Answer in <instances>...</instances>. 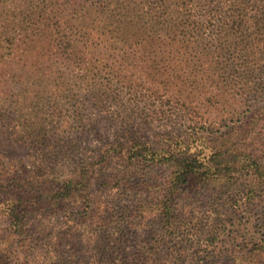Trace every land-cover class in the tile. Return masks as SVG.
<instances>
[{
  "label": "trees",
  "instance_id": "1",
  "mask_svg": "<svg viewBox=\"0 0 264 264\" xmlns=\"http://www.w3.org/2000/svg\"><path fill=\"white\" fill-rule=\"evenodd\" d=\"M96 1L105 21L109 23L106 25V35L112 39H122L119 42L109 39L96 42L93 41L91 30H87L84 32L86 38L69 40L66 43L70 49L69 58L63 64L61 74L58 72L53 79L56 98L61 91L65 92L75 83L72 82V73L67 71L72 56L82 58L86 67L93 65L97 55L105 59L107 52L110 55L119 52L124 61L130 59L132 52L129 48L133 47L130 40L137 35L133 28L136 22V25L140 23L138 21L143 13L148 17L147 20L142 19L141 29L147 30V25L154 23L161 25L158 28L160 31L170 30V26L183 16L181 20L195 25L197 31L201 27L209 29V24L215 25L216 21L224 26L227 16H232L234 12L217 9L208 0ZM230 3L236 2L230 0ZM189 7L190 12L180 11L182 8L187 11ZM144 9L148 11L144 12ZM177 11H180L181 16ZM13 13L12 17L10 14L5 16L0 4V28L4 31L0 32L1 35L20 27L15 11ZM243 21L244 18H241L240 22ZM186 26L184 24V28ZM258 45L262 44L256 41L246 46L235 44L234 47L223 41L198 44L196 47L182 44L181 51L188 47L196 49L195 64L198 71H195L190 66L192 61L181 58L185 61L183 63L176 54L179 50L173 52V44L171 50L157 52L167 55L163 64L162 58L154 56L155 61L149 66L152 72L147 80L138 83L126 74L117 73L113 77L119 84L113 88L114 79L108 78L103 83L104 91L113 93L117 103H122V130L114 139L105 138L93 148L81 149L78 139L71 136L75 129L71 123L74 119L68 117L67 120L62 113L56 114V110L52 111L51 120L46 117V112H41L42 115L34 123L17 121L8 124L17 139L36 145V151L31 155L36 167L30 168L24 161L14 163L0 152V218L8 221L7 233L0 239V264H77L75 251L78 248L83 253H90V248L96 250L95 258H90L93 264H115L110 260L103 239L98 234L100 229H104V237L111 235L106 232L110 229L114 213L102 207V199L107 191L118 188L122 181L119 172L105 173V170L115 165L130 168L134 164L148 162L168 167L170 172L161 183L160 198L155 202L143 200L142 206L131 212L129 223H137L132 222L133 217L141 221L153 214L160 218L162 229L169 235L184 232L182 228L186 218L179 212L182 196H195L201 191L216 196L231 190L234 184L242 180L244 188L240 196H235L234 206L240 209L242 206H253V201L264 191V107H253L249 115H232L239 120L233 118L234 124L225 131L222 130L224 124L221 122H201L199 119L203 117L199 114V108L207 106L220 110L226 108L231 100H247L253 88L246 75L261 68V65H258L260 61L245 58L243 51L252 54ZM151 48L139 42L133 52L146 50L156 53L148 50ZM226 49L230 51L228 56ZM190 73H194L193 83L196 86L188 91ZM150 83L153 85L147 86ZM3 103L0 98V107ZM54 104L59 110L58 103ZM139 117L146 124L187 122L191 129L188 136L199 135L205 129L201 135L209 137L201 139L211 141L203 145H191L186 140H179L174 144L172 137H165L166 144L163 146L161 140L143 141L137 138L136 120ZM193 140L196 141V138ZM127 174L123 172V179ZM137 184L133 189L145 193L149 185L147 181L141 180ZM244 219L217 224L219 227L208 231L198 244L202 252L200 255H219L226 243H232L231 237L237 238L240 233L233 232L232 226L238 229L252 228L250 221L253 217ZM115 247L114 244L112 248ZM99 249H102L101 252ZM172 249L177 253L184 248L181 245Z\"/></svg>",
  "mask_w": 264,
  "mask_h": 264
},
{
  "label": "rangeland",
  "instance_id": "2",
  "mask_svg": "<svg viewBox=\"0 0 264 264\" xmlns=\"http://www.w3.org/2000/svg\"><path fill=\"white\" fill-rule=\"evenodd\" d=\"M14 1L0 0L4 15L10 14L12 17L15 11L20 24L17 29L0 34V98L4 102L0 107V152L14 163L24 161L28 167L35 168L36 164L31 155L35 153L36 145L31 141L25 143L17 139L8 124L17 121L23 124L34 123L42 115L41 112H46L49 120L53 118L51 116L53 110H56L58 115L62 113L67 120L68 117L70 120L73 118L74 121L71 123L75 129L71 136L78 139L81 149L93 148L99 146L105 138L117 137L122 130L120 113L122 103H117L113 93L104 91L103 83L117 73L126 74L138 83L147 80V76L152 72L149 66L154 63V56L162 58L163 64L167 55H159L157 52L171 50L170 46L173 44V52L179 50L176 54L180 56V60L183 62V59L187 58L192 61L190 66L198 71L195 64L196 49L188 47L181 51L182 44L196 47L198 44L208 45L223 41L234 47L235 44L246 46L247 43L255 41L261 43L262 45L252 50V54L243 51V54H246L245 58L260 61L258 65H261V68L246 75L253 88L247 100L243 102H239V98L231 100L226 108L220 110L207 106L199 108V114L203 117L199 120L201 122L207 120V123L209 120L221 122L224 124L221 126L222 130L225 131L228 126L234 124L233 118L238 119L232 115H249L253 107L259 109L264 107V0H234L236 2L234 4L230 3V0H208L217 9L234 10L233 15L227 16L226 24L222 21L224 26L216 21L215 25L209 24V29L201 27L197 31L195 25L184 22L181 20L183 16L179 15L180 11L190 12L191 7L187 11L182 8L176 12L181 17L176 20L175 25L170 26V30L160 31L158 28L161 25L154 23L147 25V30L141 29L142 19L147 20L148 17L143 13L138 21L140 23L136 25V22L133 28L137 35L130 40L133 43V47L129 48L132 52L129 55L130 59L124 61L117 51L116 55L107 52L105 59L97 55L93 65L86 67L82 58L76 59L72 56L73 60L67 71L72 73L74 77L72 82L75 83L65 92L61 91L58 98L53 92V79L58 72L61 74L63 64L69 58L70 49L66 45L69 40L86 38L84 32L87 30H91L93 41L96 42L106 39L119 42L122 37L112 39L109 38L110 35H106L108 30L106 25L109 23L105 21L96 0ZM146 11L148 9H144V12ZM241 18H244L243 22H240ZM184 24H187L185 28ZM0 32H4L2 28ZM139 42L152 46L148 50L156 53L146 50L133 52V48L138 47ZM225 53L228 56L230 51L226 49ZM188 69L190 72L191 68ZM190 75L188 91L196 86L193 83L194 73ZM113 79L115 88L119 83L114 77ZM151 85L153 83L147 86ZM54 102L58 103L59 110L56 109ZM136 122L137 138L154 142L161 140L162 146L166 144L165 137H172L174 144L179 140H186L191 145H203L211 141L201 139L209 137L201 135L205 129H202L199 135L188 136L191 129L187 122L146 124L140 117ZM167 168L162 164L146 162L134 164L130 168L115 165L105 170L107 175L119 172V179H122L120 186L107 191L102 199L104 203L102 207L109 208L114 213L110 220V229L106 232L111 234L110 237H107L108 235L104 237V229H100L98 233L103 239V246L108 251L111 261L115 264H264V191L256 201H253V206H242L244 210L236 208L233 200L237 194L240 196V191L244 188L242 180L234 184L231 190L216 196H211L210 192L206 191H201L195 196L192 194L182 196L179 200V212L186 218L183 233L167 234L160 225V218L153 214L148 215L147 219L142 218L141 221L140 218L133 217L132 222L137 223H129L131 212L142 206L143 200L155 202L160 198L161 183L170 172ZM123 172L128 173L125 179L122 177ZM141 180H146L147 185L149 184L143 194L142 191L133 189ZM248 216L253 217L250 221L252 228L238 229L232 226L230 229L233 232L240 233L237 238L231 237L232 243H226L219 255H200L202 252L198 244L208 231L219 224H229L227 221L232 222L241 218L246 220ZM7 229L8 221L0 218V239L6 235ZM114 244L116 247L113 249ZM181 245L184 249L177 253L173 251V247L179 248ZM101 250L99 249L100 252ZM89 251L90 253L85 251L83 253L81 248L75 251L77 264H93V259L90 258H95L96 250L90 248Z\"/></svg>",
  "mask_w": 264,
  "mask_h": 264
}]
</instances>
